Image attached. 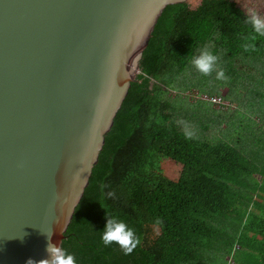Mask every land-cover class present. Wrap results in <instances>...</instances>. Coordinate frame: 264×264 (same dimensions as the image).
<instances>
[{
  "label": "trees",
  "instance_id": "trees-1",
  "mask_svg": "<svg viewBox=\"0 0 264 264\" xmlns=\"http://www.w3.org/2000/svg\"><path fill=\"white\" fill-rule=\"evenodd\" d=\"M248 15L234 0L166 7L65 232L62 247L78 264H264V156L223 131L208 136V125L202 137L191 130L186 138L177 116L188 100L180 92L202 87L191 63L202 50L218 57L233 82L244 77L239 61L264 62V36L246 22ZM227 111L216 109L219 121ZM215 127L220 131L221 122ZM257 127L262 137L253 131L251 141L264 148ZM163 156L182 165L177 179L157 168ZM107 214L134 229L139 243L131 252L103 244Z\"/></svg>",
  "mask_w": 264,
  "mask_h": 264
},
{
  "label": "water",
  "instance_id": "water-1",
  "mask_svg": "<svg viewBox=\"0 0 264 264\" xmlns=\"http://www.w3.org/2000/svg\"><path fill=\"white\" fill-rule=\"evenodd\" d=\"M0 0V264L62 245L169 5Z\"/></svg>",
  "mask_w": 264,
  "mask_h": 264
},
{
  "label": "rangeland",
  "instance_id": "rangeland-1",
  "mask_svg": "<svg viewBox=\"0 0 264 264\" xmlns=\"http://www.w3.org/2000/svg\"><path fill=\"white\" fill-rule=\"evenodd\" d=\"M187 1H189L193 7H196L201 0ZM234 1H236L248 14H250L251 11H255L261 17H264V0ZM253 63L254 64L250 65L243 61L237 63V67L240 68L244 77L237 79L235 77L236 82H233L232 79H217L215 70L208 75H204L198 71L199 81L197 84L199 83L202 87L191 86V83L188 85L191 87H187L186 89L187 92H180L183 97L188 99L183 100V108L178 106L179 109L177 116L180 122H185L190 130H195V135L198 137L204 135L203 127L204 125H208V129H205L204 131L208 136H218L221 131H223L233 138H238L242 144L247 143L246 141H250L253 148L259 150L260 155L264 156L263 146L257 143L254 144V142L251 141L253 131L257 132V134H255L256 138L262 137L261 129L257 126L262 127L264 125V96H262L264 94V62ZM219 68L220 66H218V69ZM230 85H232V91L229 93ZM211 87H217L219 89V92L215 95L222 96L225 100L227 94H229V97H227L228 100L233 98V103L226 101L227 106L222 108V110H228L227 113L229 115L233 112V120L231 119L232 116L228 115L226 118L219 121L220 118H218L219 116H216L215 111L217 108L221 107L213 104L211 106L207 102L199 103L198 100L200 98H198L197 95L200 97L202 94H210L211 91L206 89ZM176 90L178 89H171L173 93H177L178 91ZM259 99L260 103H258ZM201 100L207 101L204 99ZM260 119L262 121L261 124L253 123L256 121L259 122ZM218 122H221L222 129L220 131L215 127ZM235 125H237V127H235ZM262 130L264 131V126ZM163 157L164 158L156 162L157 168L167 176L177 179L182 165L168 156ZM256 177L258 178V176ZM156 231L158 232L157 229ZM220 263V259H217L214 264Z\"/></svg>",
  "mask_w": 264,
  "mask_h": 264
},
{
  "label": "clouds",
  "instance_id": "clouds-1",
  "mask_svg": "<svg viewBox=\"0 0 264 264\" xmlns=\"http://www.w3.org/2000/svg\"><path fill=\"white\" fill-rule=\"evenodd\" d=\"M248 24L251 25L253 31L259 36H264V17H261L257 12L251 11L247 17ZM255 39V37H252ZM247 49L249 45H244ZM218 57L208 50H202L199 55L192 58L191 63L202 74L208 75L212 71H216L217 79H225L224 71L222 68L218 69L217 64ZM184 123V135L186 138H191L194 133ZM109 196L114 194L109 192ZM101 232V240L104 245H111L113 243L118 244L126 253L131 252L133 248L139 243V237L136 235L134 229L130 227L126 221L120 219L115 215H106V223ZM46 235L49 243L46 247L47 256L40 260H35L29 257L26 264H78L74 253L69 252L62 245H56L51 242V234L42 232Z\"/></svg>",
  "mask_w": 264,
  "mask_h": 264
},
{
  "label": "built area",
  "instance_id": "built-area-1",
  "mask_svg": "<svg viewBox=\"0 0 264 264\" xmlns=\"http://www.w3.org/2000/svg\"><path fill=\"white\" fill-rule=\"evenodd\" d=\"M197 97L200 99L207 100L211 102L213 105H217L221 108H224L227 106V102L222 96L202 94L200 97L199 95H197Z\"/></svg>",
  "mask_w": 264,
  "mask_h": 264
},
{
  "label": "crops",
  "instance_id": "crops-1",
  "mask_svg": "<svg viewBox=\"0 0 264 264\" xmlns=\"http://www.w3.org/2000/svg\"><path fill=\"white\" fill-rule=\"evenodd\" d=\"M226 101H229V103H233V100H228V99H226ZM231 119L233 120V112H232V114H231ZM257 120V119H256ZM262 123V121H259V124H261ZM264 126V125H263ZM263 126L261 127V128H263ZM235 127H237V125H235Z\"/></svg>",
  "mask_w": 264,
  "mask_h": 264
}]
</instances>
